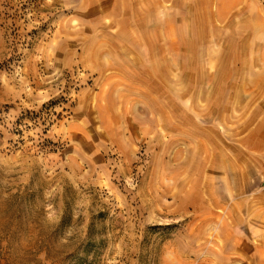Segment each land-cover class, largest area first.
<instances>
[{"label":"rangeland","instance_id":"1","mask_svg":"<svg viewBox=\"0 0 264 264\" xmlns=\"http://www.w3.org/2000/svg\"><path fill=\"white\" fill-rule=\"evenodd\" d=\"M0 264H264V0H0Z\"/></svg>","mask_w":264,"mask_h":264}]
</instances>
